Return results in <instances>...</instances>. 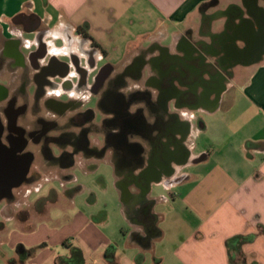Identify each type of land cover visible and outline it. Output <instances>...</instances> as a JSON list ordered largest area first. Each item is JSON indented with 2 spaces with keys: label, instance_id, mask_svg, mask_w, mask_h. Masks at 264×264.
I'll use <instances>...</instances> for the list:
<instances>
[{
  "label": "crops",
  "instance_id": "crops-1",
  "mask_svg": "<svg viewBox=\"0 0 264 264\" xmlns=\"http://www.w3.org/2000/svg\"><path fill=\"white\" fill-rule=\"evenodd\" d=\"M80 28L98 48L100 62L112 66L113 76L125 73L126 84L120 89L125 98L140 92L129 113L141 109L142 124L170 126L184 155L170 175L145 172L157 143L140 131L131 141L139 145L143 167L108 158L115 163L123 214L130 225L124 231L133 244L128 252H120L100 230L103 220L78 213L60 228L44 220L30 231L15 228L0 253L14 264H21L22 256L25 264H56L58 257L69 254L62 243L70 239L83 251L85 264H149L157 245L163 248L155 264H231L226 241L254 235L241 247L239 262L264 264V136L241 133L251 123L235 121L221 125L210 153L195 151L194 143L211 126L202 121L203 115L215 117L234 109L235 104L226 103L234 90L236 99L239 95L249 103L253 117L264 120V0H0V102L16 88L18 53L27 57L44 45L41 66L63 64L71 53L82 57L76 43L82 38ZM192 48L201 49L211 62L227 57L234 67L217 103H192L186 99L190 87L185 78L165 73L166 61L184 60ZM138 58L146 62L142 77L126 73ZM55 76L59 81L63 77ZM107 89L98 94V112L104 110L101 99ZM258 132L264 133V124ZM167 142L160 137V146ZM190 165L194 168L185 172ZM129 174L139 177V183H125ZM163 202L171 205L168 213L156 210ZM147 215L154 219L144 220ZM166 222L168 238L160 226Z\"/></svg>",
  "mask_w": 264,
  "mask_h": 264
},
{
  "label": "flooded vegetation",
  "instance_id": "flooded-vegetation-1",
  "mask_svg": "<svg viewBox=\"0 0 264 264\" xmlns=\"http://www.w3.org/2000/svg\"><path fill=\"white\" fill-rule=\"evenodd\" d=\"M79 34L82 37L79 46L82 57L71 53L60 65L39 64L38 59L45 55L44 45L31 51L27 57L18 53L16 65L20 73L13 75L16 88L0 102V145L11 149L18 160L15 175L20 177L24 172L21 179L16 178L11 184L0 182V202L15 203V192L25 187V197L30 199L34 212L39 216H43L47 203L58 202L51 197H56L58 190L51 185L45 194L43 190L47 184L41 182H56L64 188L74 179L72 171L80 163L89 162L94 157H115L119 161L129 160L134 168L143 167L145 161L139 145L131 141L140 131H147L152 141L157 143V153L150 160L152 166L145 172L170 175L174 172L173 165L184 155L183 147L171 135L170 126L142 124L141 109L134 114L129 113L140 92L127 100L120 92L126 84L125 73L113 76L112 66L98 59L96 45L89 42L83 33ZM190 51L184 60L166 61L165 73H171L176 79L185 78L190 87L186 99L192 103L203 104L208 100L211 104L217 103L222 97L224 79L233 75L234 67L227 57L211 62L201 49L192 48ZM145 67L146 62L138 58L126 73L132 71L142 77ZM173 67L177 68L172 70ZM56 74L63 76L60 81ZM207 74L210 79H206ZM70 76L72 78L69 79ZM106 85L108 89L101 99L104 110L98 112V94ZM0 97H3L1 91ZM156 131L157 136L154 135ZM162 136L168 142L160 146ZM139 181V177L129 174L125 183ZM147 204L150 208L153 203ZM28 211L23 208L16 217L23 222L28 221ZM148 216L151 221L154 219L147 215L144 220ZM19 249L23 254L28 252ZM25 260L26 256H22L20 263L25 264ZM0 261L14 264V260L6 258L3 253H0Z\"/></svg>",
  "mask_w": 264,
  "mask_h": 264
},
{
  "label": "rangeland",
  "instance_id": "rangeland-1",
  "mask_svg": "<svg viewBox=\"0 0 264 264\" xmlns=\"http://www.w3.org/2000/svg\"><path fill=\"white\" fill-rule=\"evenodd\" d=\"M76 43L80 46L79 42ZM86 48L88 47L86 46ZM238 70H242V68L240 67ZM236 93L238 94L236 90L232 91L229 98L226 99L228 107L230 105H236L234 109L229 112L222 111L215 117L206 114L202 116V121L209 123L211 126L207 132L194 140L196 145L195 151H200L201 154L210 153L209 147H213L210 144L215 138L219 137V131H221L222 126L227 123L231 125L235 121L240 122V124L251 123L249 130L245 129L241 133L245 134L249 132V134H252L256 131L255 133H258V138L264 136L263 132H258L259 128L264 124V120L259 116L254 118V114L249 111V103L239 95L236 99L234 97ZM214 159L219 161L217 156H214ZM18 163V160L13 155V151L3 148L0 145V182L11 184L16 178L18 180V178L21 179L23 177V171L20 177L15 175L17 174ZM115 168V163L111 162L108 158H93L89 162L78 164L72 171L74 180L66 184L64 188H60L56 182L42 181L41 184L45 182L47 184L43 193L46 194L51 188V185L60 191V194L56 197L54 195L51 196L54 199L56 198L58 202L47 203L43 216H39L34 212L30 199L25 197V187L16 191L17 198L15 203L8 204L7 201L0 202V247H2L4 242L9 240V235L16 231L15 228L22 231H30L39 226L43 220L44 224L49 227L60 228L67 221L73 219L76 214L81 213L94 220L96 219V221L103 220L104 223L99 227L100 230L111 239L113 246L120 252H128L131 248L128 245L133 244L129 242L128 238H125L124 234V231L129 229L130 225L123 214L121 193L117 189ZM193 168L194 166L190 165L184 171L189 172ZM55 173L56 170L53 171V174ZM48 177H52V175L48 174ZM64 191L66 193H63ZM166 195L169 197L167 192ZM23 208L29 210L28 221L24 220V222L16 217V214ZM170 209L171 205L165 202L159 204L156 208L158 212L167 213ZM50 216L55 221H50ZM167 225V222L160 225L166 229V238H168L171 232ZM162 248V245H157V253L151 252L149 254V264H155V257L160 259L159 255L162 252ZM6 249L9 248L6 247Z\"/></svg>",
  "mask_w": 264,
  "mask_h": 264
},
{
  "label": "trees",
  "instance_id": "trees-1",
  "mask_svg": "<svg viewBox=\"0 0 264 264\" xmlns=\"http://www.w3.org/2000/svg\"><path fill=\"white\" fill-rule=\"evenodd\" d=\"M78 31L83 33L81 28ZM254 239V235H240L230 238L226 241V247L231 264H241L239 262L243 257L241 247L244 244L251 243ZM62 248L67 249L69 254L64 257H58L56 259V264H85L83 251L78 246L74 245L70 239H67L62 243Z\"/></svg>",
  "mask_w": 264,
  "mask_h": 264
}]
</instances>
